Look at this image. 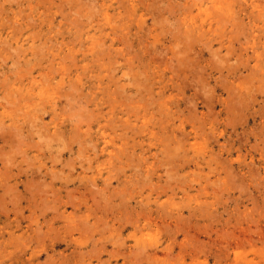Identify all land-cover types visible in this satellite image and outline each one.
<instances>
[{"label": "rangeland", "instance_id": "rangeland-1", "mask_svg": "<svg viewBox=\"0 0 264 264\" xmlns=\"http://www.w3.org/2000/svg\"><path fill=\"white\" fill-rule=\"evenodd\" d=\"M27 1L28 0H0V80L2 81L0 82L4 85L0 83V96H6L4 98L0 97V121H4V124H0V182H3L0 183V264H264V71L262 72V70H259V67L255 68V62L258 59L257 55L261 53L264 54V13L262 12V15L259 7L253 6L251 1L254 0H234L235 2L229 0L230 3L233 2L231 3L232 8H238V10L233 9V12H229L226 15H224V11H222L224 12L223 14L222 12L218 14L217 12H220V10L216 8L217 11H213L215 8L212 7L211 11H213V13L216 11L215 13L217 14L214 16V13L210 16H212L213 22L216 23L214 26L216 27V25H219V27H216L215 31L214 29L212 31H207L205 27L200 28L199 25L202 22L207 25L210 22L209 20H211L204 12L203 16H198L199 24L196 23L190 26L188 24L195 21L192 16H196L195 14L199 13L200 10H198V5L205 2L204 6H206L211 0H195L196 2L191 0L195 3H192L190 0H129L130 3H128V0ZM257 1H260L259 3L262 2L263 5L264 0ZM184 3H190V10L188 9L189 7L185 8V10L187 9L186 11L183 9ZM210 3L212 4V2ZM148 4L152 8H149ZM186 4L185 6L187 7L188 4ZM192 4L196 6L193 5V7ZM92 6L93 8H91ZM253 7L257 10L253 9ZM47 8L49 9L47 10ZM91 10H93L92 12L94 13H92ZM65 11H67L68 15L65 14ZM80 12H83L85 16L80 14ZM151 12L153 15H151ZM235 12H238V14H235ZM121 14L122 20L120 19ZM253 14L255 16H253ZM89 15L90 17L92 16V18H90L91 20L89 19ZM218 15L221 16H219V18H224V21L226 20V16V21L230 19L227 26L222 22V19H220L222 25L225 24L224 27H221V23L216 17ZM229 15H232L233 19L236 18L234 19V24L231 23L233 20L228 17ZM101 16L102 18H100ZM76 17L81 21L77 23L78 20ZM134 17L135 21H133ZM160 17L162 19H160ZM69 18L71 19L69 20ZM98 18L100 19L98 20ZM158 18L160 20H158ZM73 19H76L73 22L74 24L72 23ZM18 20L22 27L18 22L17 24H13V21L16 23ZM113 20L116 24L113 23ZM154 21H158L159 23L156 22L154 24ZM80 22L82 24H80ZM32 23L35 25H31ZM75 24L76 27H74ZM159 24L162 26V30L164 29L163 32L165 31V34L162 32L164 36L159 33V31H162ZM14 25H17V27ZM128 26L130 27L128 28ZM149 26H151L150 29ZM197 26L199 27L197 28ZM121 28L123 29L121 30ZM19 29L23 30L19 31ZM78 29L81 30L79 31ZM192 29L194 31H192ZM203 29H205L206 34H202L204 32ZM31 30L32 33H30ZM121 32H125L124 35L126 37L128 36L127 39H131V46H134V48L130 46L131 42L127 40L126 37H123L124 35ZM190 32H192L191 42L188 40L190 38L188 37ZM113 33H115V35ZM118 33L120 35H118ZM183 34L188 35L184 36ZM194 34L195 36L197 34V38ZM40 35L42 37H40ZM119 36L123 38L119 40ZM183 36L185 39L188 37V41L185 40L188 45L183 42ZM192 38H196V41L200 39V42L198 40L195 44L194 42L196 41ZM230 38L232 40H230ZM3 39L5 41L7 40V43H5ZM61 39L62 41H60ZM125 40H127L128 43ZM179 40L182 41L180 44L181 46H179ZM100 41L106 44V49L104 48V44H101ZM142 41L145 43H141ZM98 42L102 45L101 47H99L100 44ZM109 42H111V44ZM3 43H5V45ZM22 43H25V45H22ZM36 43H39L37 44L39 48L35 45ZM108 43L110 45H108ZM182 43H185V46H183ZM29 44L34 45V47ZM96 44L99 45L97 46ZM122 44L125 45L123 46ZM16 45H21V49L19 48L20 46L18 47L19 49L16 48ZM186 45L188 46L187 51ZM93 46L94 48L92 50L88 49ZM128 46L129 52L127 51ZM4 47H6L5 50L3 49ZM35 47H37V49ZM71 48L76 49L74 51L79 50L81 56L76 57L75 52H73ZM42 49L45 50L43 52L45 53L44 55ZM97 49L98 51H96ZM99 49L105 52H99ZM119 49H122L123 52L122 50L118 51ZM132 49H135L134 52L138 51L139 53L131 54L133 51ZM140 49H142V51ZM17 51L21 53L19 54ZM34 51H38L39 53L37 52L38 54L36 55ZM82 51L89 54V57L83 58L84 55H82ZM107 51L108 53L106 54ZM175 51L179 54L176 53V55H174ZM181 51H183L182 54L180 53ZM184 51L189 54H186ZM68 52H70V57L74 55L73 57L77 58L74 60L76 65L71 63L72 61L68 56ZM41 53L42 56L40 55ZM150 53H154L153 58ZM62 55H64V57L66 56L64 60L68 62L71 67V70L69 69L68 71L71 72L73 76V83L75 80L74 78H76L77 81L72 89V87H69L70 84H72L69 81L70 77H67L66 80L70 84L65 81L66 86L71 88V91L74 90L75 87H78L76 89L79 90V92L81 91L80 95L75 89V91H77L76 95H78L76 101L72 100L74 98L73 96H68L70 100L67 99L68 97L66 98L63 96L66 95L65 91L69 89L64 85L65 82L60 83L62 75L59 73L60 70H64V68L61 67L67 64L63 60ZM133 55L136 57L133 58ZM142 55H144L145 58ZM182 55H185L184 57L187 62L185 68L183 67L185 66V59ZM39 56L42 60L43 58L41 57L45 56L44 61L39 60ZM60 56L62 57L60 58ZM96 56H98V61ZM109 58H113L112 61ZM126 58L130 60L129 62L132 61L130 64H133L134 67L131 68L132 65H130L129 68H131V70L133 69V72L127 68L129 62L125 60ZM107 59H109V61L106 62ZM16 60H18V62ZM115 60L118 63L115 62ZM31 62L32 64H29ZM177 62L183 64L182 67L184 71ZM51 63V68H49ZM91 63L92 65H90ZM68 64L67 67H69ZM97 64L102 65V67H97ZM19 65L21 67H19ZM53 65L56 66V74L53 71L55 70L53 69ZM57 66L61 68L59 72L57 70L59 67L57 68ZM109 66L112 69V73H110L112 76L107 73L108 71L111 72ZM113 66H115V68ZM25 67L30 74L27 69H24ZM19 68L21 70H19ZM125 68L129 69L127 70L128 75ZM150 68L152 69L150 70ZM50 69L54 73H52ZM140 69H143L142 71L144 74ZM262 69L264 70V68ZM49 71L51 73L49 76L43 74V72H45L47 75ZM144 71L147 74H145ZM132 73L136 76L146 75L147 77L148 75V77L151 78L146 80V77L141 76L139 79L137 77V80H140L137 81L134 78L136 76H133ZM19 74L23 76V78L19 77ZM78 74H80L81 79L78 78ZM171 74L176 76V78L173 79L174 81H172L174 77H171ZM55 75L57 76L55 77ZM45 77L50 78H47V80ZM128 78L129 81H127ZM142 78L143 81H141ZM45 79L49 82L46 83ZM176 79L177 83L175 81ZM109 81L112 84L109 85ZM145 81L148 82L149 86ZM114 82L117 87L125 85L122 88L123 90L125 89L124 92L122 89L118 90L113 84ZM8 84L11 85L8 86ZM135 84L139 87H137V85L135 86ZM140 84L142 85L141 87ZM41 86H46L43 96L47 99L37 102L36 105L34 103L35 101L32 100L40 97L38 93ZM58 86L61 88H63V86L65 87L63 90H60V88H57ZM103 87L106 88V93L102 92L105 90ZM112 87H116L114 88L116 91L112 89ZM49 88H51V92H54L51 97L46 93V90ZM56 89L58 91H56ZM82 90L87 93L86 96H94L96 102H99L102 97L108 98V96H113L116 92L114 95L116 97L115 104L119 105V107L124 101L122 107L126 108L127 106L126 111H131L132 107L134 110L135 107L134 112H139V114L148 113L149 126L147 127L143 125V121L137 120L139 114L136 113L134 116L137 118L134 116L131 117L130 122H127V124L124 123L126 122L124 120L120 121L118 124L124 123L125 125H123V127L121 125V128L117 132L114 131V128H109V132H115V134L118 135L116 137L118 142L116 146L118 147L116 148L120 147L117 150L121 149L122 152H119L123 153L122 157H120L121 154L119 155L117 151H113L112 155L115 157L111 160L109 158L110 154L103 153L99 161H93V157L95 158L96 155L100 153L97 151L98 148L94 144L99 142V140L93 141L91 139L92 137L89 135L91 131L94 133L98 128L94 127L89 133H86V131H88L86 126L82 129L83 131L79 133V136L77 133V135L73 133V131H75L74 128L76 129L77 127L76 124L79 123V121L76 122V119L79 116L80 118L85 116H81V111L84 109L89 113V107L86 108L83 106V98L86 99V96H84L86 93L82 94ZM93 91H95L96 94H92ZM118 91L120 92L119 94H117ZM57 92L59 94L63 93L60 95L61 98H59ZM97 92L100 97L95 98ZM22 93L23 95L21 98L19 95ZM122 94L125 98L121 96ZM14 95L15 97L19 96V98L17 97L16 99ZM55 95L56 97L54 98L53 96ZM142 95L145 97H141ZM62 96L64 98H62ZM120 96L122 101L118 100ZM129 96L131 98H128ZM133 97L136 99L133 100ZM78 98L80 100H78ZM141 98L144 100H141ZM79 101H81L80 104ZM5 102L8 104H5ZM71 102H73L75 106H77L76 103L79 105L81 114H78L77 117L76 114L79 111L78 106V111L76 110L77 113L73 110L76 107L74 108L73 105H71L73 108L70 107L71 114L75 111L73 114L74 117L68 112L69 103ZM132 102L135 106H133ZM43 104L46 105V112L41 109ZM64 104L69 105L66 108L68 110H66L68 115L65 113ZM12 105L16 106L13 107ZM36 107L39 108V111ZM13 108H15V110H12ZM34 108L36 110H34ZM5 109H7V111ZM23 110L30 115H27V113L23 115ZM17 112L18 114H16ZM128 114L130 113L125 114L124 119L129 117ZM27 116H29V118H27ZM31 116H33L34 119ZM36 116L39 120L35 119ZM160 116L162 120H160ZM120 117L121 116H119V118ZM27 119L29 121L32 119L37 121L35 123L33 122V124ZM22 122L25 124H22ZM44 122L45 127L42 125ZM39 123L41 126H38ZM30 124L32 127L34 126V128H31ZM113 124L115 125V123ZM134 124H138L137 128L136 125L133 126ZM36 125L38 129H36ZM9 126L11 128H9ZM129 126L130 128L132 127V130H130ZM15 127H18V129ZM41 127L47 130L45 131V129ZM150 127L151 129H149ZM3 128H6V133L3 132ZM9 129L12 130L13 133L20 129L19 132H23V134L17 135L20 138L24 137L23 140L22 138L21 140L25 142V139L26 142L24 144L21 142V145L20 141L17 140L18 138H16V133L13 134V136L16 135L13 138L7 137L10 135L12 136V131ZM34 129L37 131H41L42 129L45 132L41 133V131L40 135H37ZM31 131L33 135H31ZM151 131L156 133V137H154V133L151 136ZM55 132H58V135ZM61 132L63 135L60 134ZM44 133H48L47 135L49 137L45 135V137H47L46 141L48 142H45ZM83 133H86V135ZM125 133H127L126 136H122V134ZM24 134H27V136H24ZM42 135L44 138L40 137ZM50 135L53 139H58L59 142L53 139L52 141ZM147 135H149V138ZM77 136L80 139H78ZM73 137L74 141H70V138ZM85 138L89 139L86 140ZM4 139L7 140L5 141ZM10 139L14 140L9 142ZM38 139L40 140L38 141ZM15 140L18 141L19 144H14ZM64 140L68 143H64ZM78 140L82 142L78 144ZM89 140L92 141L89 142ZM121 141L127 149L129 148L128 150L122 149L124 146L121 144ZM12 142L14 146L18 144V146L21 145V147L19 148L16 145L14 149ZM87 142L90 144L93 142L95 146L93 144L94 147L92 145L90 146ZM26 144L30 145L27 147ZM34 144L36 147H39L41 144L43 145L38 149L34 147ZM84 144L86 145L84 146ZM131 144H134L135 149L134 147L132 148ZM85 147L87 149H85ZM16 148L19 149V151L22 150L19 152ZM57 148L59 149L57 150ZM80 149L83 150L79 153ZM1 150H3V152H1ZM126 150L128 154L130 153L129 155L127 153L124 155ZM12 151L15 152V155L14 152L11 153ZM22 151H24L27 156H25V153ZM134 151H136V154ZM4 152L6 155L3 154ZM17 152L19 153L17 154ZM131 152L133 154H131ZM127 155H131V160H129V157H126ZM118 156L121 160L116 158ZM49 157H51V159H49ZM65 159L67 162H64ZM105 159L108 163L106 164L105 162V164H102L103 166H99ZM10 160L13 161L11 162ZM8 161H10V163ZM83 166L86 167V169H84ZM113 166L116 169H113V171H117L118 174L120 172L119 176L116 175L117 172L113 173L112 170H110ZM104 167L108 169L106 168L105 171ZM124 167H126V170H124ZM22 168L26 170L22 172ZM100 168L105 171L104 175L97 173ZM144 168L145 170H143ZM35 169H38V172ZM34 170L37 172L36 174ZM47 170L49 173H47ZM44 172H46V174H43ZM52 172L53 174L55 172V175H53ZM151 172L152 174H150ZM110 173L114 174L112 179L108 178L110 183H112L111 185L108 183L109 180L106 177V175L108 176ZM51 176L53 177L52 179ZM93 178H98V181H94ZM34 179H38L40 185ZM126 180L128 181V186H131V188L124 186L127 184ZM130 180L133 182L132 184H130ZM41 182H43V184ZM45 182L46 184H44ZM121 182H123V188H121ZM134 182L137 183L135 184ZM63 183H67L68 185L63 186ZM30 184L31 186L33 185L31 188L29 187ZM105 184L107 186L106 188ZM7 185L8 187H6ZM36 186L42 187V190L40 188L36 189ZM28 187L30 190H28ZM102 187H104L105 190L101 189ZM133 187H135V190ZM7 188L10 189H8L6 193L5 189L7 190ZM13 188H17L16 191L13 190ZM43 188L45 190H43ZM84 188L86 190H84ZM120 188L121 193L126 197L119 193L118 195L116 194L120 192ZM36 190L38 192H35ZM80 191H82L81 193L84 191V193L81 194ZM140 191L143 192L141 193ZM39 192L41 193L39 194ZM104 192H106V194ZM110 193L111 195H109ZM114 193L116 197H112ZM15 194H17L16 197ZM19 196L21 199H18ZM102 196L106 201L110 198V204H108L107 201V205ZM13 198H15V200ZM119 198H121V200L123 198L124 202L127 199L128 203H121L123 201ZM10 200L18 202H14L16 205L14 204L13 206V202ZM20 200H23V203ZM29 201H31V204L36 203L34 206L37 207V211H33L35 208L28 205ZM118 201L119 205L122 204L121 206L118 205ZM86 203H90L94 208L92 209L91 207V210H86L87 206H90V204L87 205ZM98 203L100 205H98ZM125 204L128 206L126 207ZM23 205H25L24 208H22ZM112 206L114 207L112 208ZM123 206H125L127 210ZM80 207H84L83 209L86 210H82L85 215H82L84 214L82 211L77 210ZM20 208L21 210H19ZM47 208H49V210ZM103 209H108L105 211H109L110 213L104 212ZM112 209H114L115 212ZM39 212H42L43 215ZM73 213L80 215L77 216ZM66 214L67 217L65 216ZM87 214L91 216L88 215L87 217ZM101 215L105 218L104 220L103 218L100 220ZM96 216L97 218L95 219L94 217ZM133 217L136 218L137 221L141 219V221H139L140 223ZM31 218L33 219L31 220ZM51 218L55 221L52 220V222ZM67 218L69 220H67ZM47 219L50 223H48ZM113 219H116L115 222ZM121 219L123 220L122 222ZM40 220L41 222H39ZM66 220L69 222L75 221V224H67ZM91 220H98L99 227L102 224L103 226L108 224L107 228L106 226L105 228L103 226V228L100 227L105 230H102V233L100 232V228L97 229L98 223L96 225V223ZM126 220H131V222H126ZM29 221H31V223ZM81 223L84 224L81 225ZM92 223H94L93 227H95L94 230L96 231L90 228L92 227ZM51 224H54V226L51 227ZM69 225L71 227H69ZM80 225L81 227H79ZM139 225H146V229L144 228L143 232L142 230H137ZM39 226H42V229ZM46 226L50 229L48 227L46 228ZM75 228L77 230H75ZM86 228L89 230L87 231ZM81 232L85 233V237ZM101 233L106 235H102L100 238ZM141 234H144V237ZM18 235L21 238H19ZM139 235L141 239L138 238L140 237ZM150 235L153 236V238H151L152 240L154 239L153 242L148 237ZM108 237L111 238H109L110 241Z\"/></svg>", "mask_w": 264, "mask_h": 264}, {"label": "bare ground", "instance_id": "bare-ground-1", "mask_svg": "<svg viewBox=\"0 0 264 264\" xmlns=\"http://www.w3.org/2000/svg\"><path fill=\"white\" fill-rule=\"evenodd\" d=\"M28 1H31V0H28ZM28 1H27V2H28ZM46 1H47V0H46ZM49 1H50V0H49ZM141 1H142V0H141ZM144 1H145V0H144ZM186 1H187V0H186ZM190 1H191V0H190ZM194 1H195V0H194ZM207 1H208V0H207ZM232 1L235 2L234 0H232ZM239 1H240V0H239ZM256 1H257V0L251 1L252 4H253V6L255 5V7H257V8L259 7L260 12H261V13H262V12L264 13V6H263V5H264V1H263V5H262V2L259 3L260 1H259V2H258V1L256 2ZM191 2H192V3H195L196 1H195V2L191 1ZM201 2H202V1H201ZM210 2H212V4H211ZM210 2H209L208 5H206V6H204V5H205V2H203L202 4H199V5H198V8H199L198 10H200L199 13L196 12L197 14L194 13L196 16H192V18L195 20V21H194L195 23L192 21L191 23H188L189 26H190V25H193V24H196V23L199 24V23H198V16H199V17H200V16H203L204 13H205V14H206L211 20H209L210 22H209V24H207V25H205V23L202 22V23L199 25L200 28L205 27V28H207V31H209V30L212 31L213 29H214V31H215L216 27H219V25H216V27L214 26L216 23L213 22V20H212V16H210V15L214 14V13L217 11V9L220 10V12H217L218 14L221 13L222 11H224V12H225L224 15L228 14L229 12H233V11H232L233 9H237V10H238V8H232V4H231V3H233V2L230 3L229 0H211ZM2 3H4V2H2ZM29 3H30V2H29ZM32 3H33V2H32ZM128 3H130L129 0H128ZM140 3H141V2H140ZM142 3H143V2H142ZM150 3H151V2H150ZM150 3H149V4H150ZM238 3H240V2H238ZM242 3H243V2H242ZM242 3H241V4H242ZM149 4H148V7H149V8H152V7L150 6L151 4H150V5H149ZM185 4H186V3H184V5L182 4V5L184 6V8H183V7H182V8L185 10V8H188V7H189L188 9L190 10V3H187V4H188L187 7L185 6ZM187 4H186V5H187ZM209 4H210V5H209ZM235 4H236V3H235ZM235 4H234V5H235ZM28 5H29V4H28ZM43 5H44V4H43ZM193 5H195V4H192V6H193ZM44 6H47V5H44ZM48 6H49V5H48ZM50 6H52V5H50ZM145 6H146V5H145ZM180 6H181V4H180ZM195 6H196V5H195ZM241 6H242V5H241ZM52 7H53V6H52ZM52 7H51V8H52ZM61 7H63V6H61ZM95 7H96V6H95ZM126 7H127V6H126ZM193 7H194V6H193ZM212 7L215 8V9H213V11L216 10L214 13H213V11H211ZM239 7H240V6H239ZM51 8H50V10H51ZM91 8H93V6H92ZM122 8H123V7H122ZM131 8H132V7H131ZM216 8H217V9H216ZM241 8H242V7H241ZM48 9H49V8H47V10H48ZM97 9H98V8H97ZM97 9H96V10H97ZM183 9H182V10H183ZM191 9H194V8H191ZM225 9H226L227 11H226ZM253 9L257 10V9L254 8V7H253ZM34 10H35V9H34ZM50 10H49V11H50ZM186 10H187V9H186ZM186 10H185V11H186ZM242 10H243V9H242ZM259 10H258V11H259ZM51 11H52V10H51ZM70 11H72V10H70ZM92 11H93V10H91V12H92ZM123 11H124V10H123ZM123 11H122V12H123ZM126 11H127V10H126ZM126 11H125V12H126ZM152 11H153V9H152ZM240 11H241V10H240ZM240 11H238V12H240ZM44 12H45V11H44ZM65 12H66L65 14H67V11H65ZM125 12H124V13H125ZM203 12H204V13H203ZM224 12H222V14H223ZM238 12H237V13L235 12V14H238ZM256 12H257V11H256ZM16 13H17V12H16ZM92 13H94V12H92ZM129 13H130V12H129ZM151 13H152V12H151ZM217 13H215L214 16H215ZM261 13H260V14H261ZM263 13H262V15H263ZM80 14H83V12H82V13L80 12ZM95 14H96V12H95ZM111 14H113V13H111ZM130 14H133V13H130ZM154 14H155V13H154ZM222 14H220V15H222ZM44 15H45V14H44ZM63 15H64V14H63ZM67 15H68V14H67ZM67 15H66V16H67ZM91 15H92V14H91ZM124 15H126V14H124ZM127 15H129V14H127ZM134 15H135V12H134ZM143 15H144V14H143ZM151 15H153V13H152ZM220 15L216 16V17L219 19V22L221 21L220 19H222V22L225 23L226 26H227V24H228V22L230 21V19L228 18L229 21H226V20H227V16H226V17H225V19H226L225 21H226V22H225V21H224V18H219ZM256 15H257V14H256ZM64 16H65V15H64ZM83 16H85V15L83 14ZM92 16H93V15H92ZM92 16L90 17V15H89V19L92 18ZM129 16H130V15H129ZM136 16H137V15H136ZM156 16H157V15H156ZM222 16H223V15H222ZM241 16H242V15H241ZM241 16H240V17H241ZM253 16H255V15L253 14ZM257 16H258V15H257ZM93 17H94V16H93ZM121 17H122V14H121V16H120V19L122 20ZM130 17H131V16H130ZM220 17H221V16H220ZM228 17L232 18L233 21H234V19H236V18L233 19V16H232V15H229ZM258 17H259V16H258ZM64 18H66V17H64ZM76 18H77V20H78V17H76ZM80 18H82V17H80ZM100 18H102V16H101ZM100 18H98V20H99ZM111 18H112V17H111ZM152 18H153V16H152ZM255 18H256V17H255ZM70 19H71V18H69V20H70ZM89 19H88V20H89ZM93 19H94V18H93ZM120 19H119V20H120ZM127 19H128V18H127ZM131 19H132V18H131ZM160 19H162V18L160 17ZM160 19L158 18V20H160ZM214 19H215V18H214ZM218 19H217V20H218ZM64 20H65V19H64ZM74 20H76V19H73V21L71 20L72 23L74 22ZM90 20H91V19H90ZM114 20H115V19H114ZM114 20H113V21H114ZM128 20H130V19H128ZM151 20H152V19H151ZM185 20H186V19H185ZM11 21H12V20H11ZM66 21H68V20H66ZM79 21H81V20H78L77 23H78ZM82 21H84V20H82ZM133 21H135V17H134ZM133 21H132V22H133ZM180 21H181V20H180ZM233 21L231 22L232 24L235 23V21H234V22H233ZM256 21H257V20H256ZM262 21H263V20H262ZM17 22H18L19 25L21 26L19 20L16 21V23L13 21V24H17ZM69 22H70V21H69ZM94 22H95V21H94ZM94 22H93V23H94ZM98 22H99V21H98ZM126 22H127V21H126ZM156 22H158V21H156ZM156 22L154 21V24H155ZM30 23H31V22H30ZM72 23H71V24H72ZM77 23H76V24H77ZM95 23H96V22H95ZM113 23H115V21H114ZM152 23H153V22H152ZM158 23H159V22H158ZM158 23H157V24H158ZM217 23H218V22H217ZM220 23H221V22H220ZM73 24H74V23H73ZM73 24H72V25H73ZM76 24H75L74 27H76ZM80 24H82V23L80 22ZM108 24H109V23H108ZM115 24H116V23H115ZM117 24H118V23H117ZM119 24H120V23H119ZM182 24H183V22H182ZM188 24H187V25H188ZM225 24H224V25H225ZM259 24H260V23H259ZM263 24H264V23H263ZM31 25L34 26L35 24L32 23ZM77 25H79V24H77ZM224 25H222V23H221V27H222V26L224 27ZM14 26L17 27V25H14ZM106 26H107V25H106ZM106 26H105V27H106ZM159 26H160V24H159ZM199 26H197V28H198ZM206 26H208V27H206ZM226 26H225V27H226ZM12 27H13V26H12ZM18 27H19V26H18ZM21 27H22V26H21ZM64 27H65V26H64ZM79 27H80V26H79ZM79 27H78V28H79ZM83 27H84V26H83ZM97 27H98V26H97ZM125 27H126V25H125ZM129 27H130V26H128V28H129ZM150 27H151V26H149V29H150ZM160 27H161L160 29L162 30V26H160ZM182 27H183V26H182ZM185 27H186V26H185ZM193 27H195V26H193ZM193 27H192V28H193ZM81 28H82V27H81ZM128 28H127V29H128ZM200 28H199V30H200ZM230 28H231V27H230ZM230 28H229V29H230ZM25 29H26V28H25ZM25 29H24V30H25ZM122 29H123V28H121V30H122ZM186 29H187V28H186ZM188 29H189V28H188ZM194 29H195V28H194ZM218 29H221V28H218ZM229 29H228V30H229ZM260 29H261V27H260ZM20 30H23V29H19V31H20ZM78 30L80 31L81 29H78ZM100 30H101V29H100ZM119 30H120V29H119ZM119 30H118V31H119ZM130 30H131V29H130ZM163 30H164V29H163ZM163 30H162V31H159V33H161V34L164 36L165 31L163 32ZM203 30H204L203 33H202V31H201L202 34H204V33L206 32L205 29H203ZM225 30H226V29H225ZM13 31H14V30H13ZM33 31H34V30H33ZM74 31H75V29H74ZM94 31H95V30H94ZM118 31H117V32H118ZM123 31H124V30H123ZM184 31H185V30H184ZM189 31H190V30H189ZM192 31H194V30L192 29ZM211 31H210V32H211ZM230 31H231V29H230ZM67 32H68V31H67ZM76 32H77V31H76ZM102 32H103V31H102ZM112 32H114V31H112ZM117 32H115V33H117ZM149 32H150V31H149ZM155 32H156V31H155ZM155 32H154V33H155ZM162 32H163L164 34H163ZM231 32H232V31H231ZM30 33H32V30H31ZM34 33H35V31H34ZM38 33H39V31H38ZM49 33H50V32H49ZM68 33H70V32H68ZM96 33H97V32H96ZM115 33H113V34L115 35ZM121 33L124 35L125 32H124V33L121 32ZM183 33H184V32H183ZM196 33H197V32H196ZM199 33H200V32H199ZM229 33H230V32H229ZM9 34H10V33H9ZM15 34H16V33H15ZM39 34H40V33H39ZM102 34H103V33H102ZM122 34H121V35H122ZM148 34H150V33H148ZM161 34H160V35H161ZM184 34H185V33H184ZM184 34H183V35H184ZM205 34H206V33H205ZM33 35H34V34H33ZM37 35H38V34H37ZM41 35H42V34H41ZM41 35H40V37H42ZM77 35H78V34H77ZM79 35H80V34H79ZM118 35H120V34L118 33ZM155 35H156V34H155ZM187 35H188V34H187ZM187 35H184V36H187ZM229 35H230V34H229ZM231 35H232V34H231ZM30 36H31V35H30ZM34 36H35V35H34ZM85 36H86V35H85ZM87 36H88V35H87ZM100 36H101V34H100ZM100 36H99V37H100ZM116 36H117V35H116ZM184 36H183V37H184ZM194 36H195V34H194ZM196 36H197V34H196ZM196 36H195V37H196ZM201 36H202V35H201ZM201 36H200V38L202 39ZM32 37H33V36H32ZM38 37H39V36H38ZM79 37H80V36H79ZM123 37H126V36L124 35ZM123 37H120V36H119V40H121ZM127 37H128V36H127ZM127 37H126V39H127ZM188 37H190V38L188 39ZM188 37H187V39L191 42L192 32H190V35H188ZM203 37H204V36H203ZM11 38H12V37H11ZM28 38H29V36H28ZM35 38H36V36H35ZM48 38H49V37H48ZM63 38H64V37H63ZM77 38H78V37H77ZM110 38H112V37H110ZM196 38H197V37H196ZM196 38H192V39H193L194 41H196V40H195ZM104 39H105V37H104ZM112 39H113V38H112ZM187 39H185V37H184V41H183V39H182V41L185 42V40H187ZM3 40H4V39H3ZM26 40H27V39H26ZM32 40H33V39H32ZM32 40H31V42H32ZM75 40H76V36H75ZM86 40H87V39H86ZM127 40H129V38H128ZM127 40H125V41L128 43ZM188 40H187V41H188ZM198 40H199V42H200V39H197L196 42H194V41H193V42L196 44V43L198 42ZM230 40H232V39L230 38ZM230 40H229V41H230ZM6 41H7V40H6ZM6 41L4 40L5 43H7ZM34 41H35V40H34ZM60 41H62V39H61ZM102 41H103V39H102ZM102 41H100L101 44H104V42L102 43ZM104 41H105V40H104ZM112 41H114V40H112ZM129 41L131 42V43H130V46H131V44H132L131 39H130ZM143 41H144V40H143ZM143 41H142L141 43H145V42H143ZM182 41L179 40V42H180V43H179V46H181L180 44H181ZM2 42H3V41H2ZM8 42H9V41H8ZM39 42H40V41H39ZM49 42H50V41H49ZM73 42H74V41H73ZM73 42H72V43H73ZM83 42H84V40H83ZM123 42H124V41H123ZM149 42H151V41H149ZM5 43H3V44L5 45ZM43 43H44V41H43ZM60 43H61V42H60ZM74 43H75V42H74ZM98 43H99V42H98ZM109 43L111 44V42H109ZM109 43H108V45H110ZM152 43H153V42H152ZM185 43H187V42H185ZM185 43H184V44H185ZM37 44H39V43H36L35 45L37 46ZM46 44H47V42H46ZM64 44H65V43H64ZM75 44H76V43H75ZM75 44H74V45H75ZM99 44H100V43H99ZM99 44H98V45H99ZM101 44L99 45V47L102 46ZM125 44H126V43H125ZM125 44H124V45H125ZM182 44H183V43H182ZM184 44H183V46H185ZM22 45H25V43H22ZM29 45H30V44H29ZM50 45H51V44H50ZM54 45H55V44H54ZM96 45H97V44H96ZM98 45H97V46H98ZM105 45H106V44H104V48L106 49ZM108 45H107V46H108ZM117 45H118V44H117ZM122 45H123V44H122ZM124 45H123V46H124ZM143 45H146V44H143ZM187 45H188V43H187ZM187 45H186V47H187L186 51L188 50V46H187ZM192 45H193V44H192ZM10 46H12V45H10ZM19 46H20V47H19ZM30 46L34 47V45H30ZM38 46H39V45H38ZM38 46H37V47H38ZM97 46H96V47H97ZM118 46H119V45H118ZM148 46H149V44H148ZM18 47L21 49V45H16V48H18ZM24 47H25V46H24ZM27 47H28V45H27ZM37 47H35V48L37 49ZM48 47H51V46H48ZM79 47H80V46H79ZM119 47H120V46H119ZM119 47H118V48H119ZM131 47H132V46H131ZM131 47H130V48H131ZM176 47H177V46H176ZM192 47H193V46H192ZM192 47H191V48H192ZM228 47H229V46H228ZM5 48H6V47H4L3 49L5 50ZM14 48H15V47H14ZM19 48H18V49H19ZM38 48H39V47H38ZM44 48H45V47H44ZM81 48H82V47H81ZM93 48H94V46H93L92 48H88V49L92 50ZM97 48H98V47H97ZM102 48H103V47H102ZM108 48H109V46H108ZM127 48H128L127 51L129 52V46H128ZM132 48H134V46H133ZM148 48H150V47H148ZM182 48H183V47H182ZM51 49H52V48H51ZM100 49H101V48H100ZM100 49H99V52L101 51ZM136 49H137V48H136ZM189 49H190V48H189ZM14 50H15V49H14ZM49 50H50V49H49ZM52 50H53V49H52ZM71 50H72L73 52H75L76 57L81 56V53L79 52V50L74 51V50H76V49H72V48H71ZM102 50H104V49H102ZM120 50H122V49H119L118 51H120ZM124 50H126V49H124ZM132 50H133V49H132ZM134 50H135V49H134ZM134 50H133L132 52L130 51L131 54H132V53H133V54H134V53H136V54L139 53V52L137 51V50H139V49L136 50L137 52H134ZM140 50L142 51V49H140ZM229 50H230V47H229ZM15 51H16V50H15ZM19 51H20V50H19ZM44 51H45V50L42 49V53H43ZM96 51H98V49H97ZM150 51H151V50H150ZM153 51H154V50H153ZM186 51H184V52H186ZM17 52H18V51H17ZM25 52H26V51H25ZM34 52H36V51H34ZM37 52H38V51H37ZM37 52L35 53L36 55L39 53V52H38V53H37ZM64 52H65V51H64ZM82 52H83V51H82ZM101 52H105V51H101ZM122 52H123V50H122ZM143 52H144V51H143ZM148 52H149V51H148ZM151 52H152V51H151ZM18 53H19V52H18ZM20 53H21V52H20ZM20 53H19V54H20ZM42 53L40 54L41 56H42ZM50 53H52V52H50ZM68 53H69L68 56L70 57V52H68ZM107 53H108V51L106 52V54H107ZM110 53H111V52H110ZM110 53H109V54H110ZM176 53H178V52L175 51L174 55H176ZM180 53L182 54L183 51H181ZM187 53H188V52H186V54H187ZM16 54H17V53H16ZM19 54H18V55H19ZM44 54H45V53H43V55H44ZM52 54H53V53H52ZM63 54H64V53H63ZM106 54H105V55H106ZM124 54H125V53H124ZM178 54H179V53H178ZM188 54H189V53H188ZM1 55H2V54H1ZM64 55H66V54H64ZM64 55H62L63 57L60 56V58L62 57L63 60H64V58L67 56V55H66V56L64 57ZM71 55H72V54H71ZM82 55H84L83 58H87V57H89V54L84 53V52H83ZM140 55H141V53H140ZM150 55H152V58H153L154 53H153V54L150 53ZM34 56H35V55H34ZM73 56H74V55L71 56L72 58L70 57V59H71V61H72L71 63L76 65V63H75L74 60H76L77 58H76V57H73ZM100 56H103V55H100ZM100 56H99V57H100ZM127 56H128V55H127ZM133 56H134V55H133ZM137 56H138V55H137ZM142 56L144 57V55H142ZM182 56H183V55H182ZM184 56H185V55H184ZM184 56H183V57H184ZM188 56H189V55H188ZM258 56H259V57H258ZM1 57H2V56H1ZM18 57H20V56H18ZM22 57H23V56H22ZM44 57H45V56L41 57V58H43V60L40 59V56H39L38 58H39V60L44 61ZM69 57H68V58H69ZM96 57H97V61H98V56H96ZM104 57H105V56H104ZM108 57H109V55H108ZM110 57H111V56H110ZM135 57H136V56H134L133 58H135ZM29 58H30V57H29ZM33 58H34V57H33ZM35 58H36V57H35ZM73 58H74V59H73ZM75 58H76V59H75ZM133 58H132V59H133ZM137 58H138V57H137ZM140 58H141V57H140ZM144 58H145V57H144ZM144 58H143V59H144ZM150 58H151V56H150ZM181 58H182V57H181ZM257 58H258V59H257L256 62H255V68H256V67H259L260 69H259V68H257V69L262 70V72H263L264 70H263L262 68H264V54L261 53V54L257 55ZM24 59H25V58H24ZM36 59H37V58H36ZM70 59H69V60H70ZM109 59H110V58H109ZM109 59H107L106 62L109 61ZM112 59H113V58H112ZM112 59H110V60L112 61ZM138 59H139V58H138ZM175 59H176V58H175ZM177 59H179V58H177ZM184 59H185V62H186V58H185V57H184ZM184 59H181V60H184ZM1 60H2V58H1ZM37 60H38V59H37ZM61 60H62V59H61ZM125 60H127V62L130 61V60H128L127 58H126ZM155 60H156V59H155ZM171 60H172V58H171ZM173 60H174V58H173ZM3 61H4V59H3ZM16 61L18 62V60H16ZM42 61H41V62H42ZM64 61H65V60H64ZM94 61H95V60H94ZM99 61H100V60H99ZM138 61H139V60H138ZM176 61H178V60H176ZM4 62H5V61H4ZM24 62H26V61H24ZM28 62H30V61H28ZM32 62H33V61H32ZM32 62L29 63V64H32ZM115 62H117V61L115 60ZM131 62H132V61H131ZM131 62L128 63L129 65H127V66H128L127 68H129L130 65H132L131 68L134 67L133 64H130ZM185 62H184V65H185V66H183L184 68L187 66V62H186V64H185ZM65 63L68 64V62H66V61H65ZM88 63H89V61H88ZM92 63H93V62H92ZM92 63H91L90 65H92ZM95 63H96V62H95ZM111 63H112V62H111ZM117 63H118V62H117ZM142 63H145V62H142ZM171 63H172V62H171ZM173 63H174V62H173ZM17 64H18V63H17ZM20 64H21V62H20ZM67 64H65L66 66L64 65L63 67H61V68H64L63 71L60 70L61 68H60L59 66H57V68L59 67V69H57L58 72H59V70H60V73H59V74L62 75V78L60 79V83H63V82H65V81H67L66 78H67V77H70L69 81H70L73 85L70 84L68 81H67V82H68V84H70L69 87H72V89H73V88H74L73 86L76 85L75 83H77V81H76V78H74L75 80H74V83H73V81H72V80H73V76H72L71 72L68 71L69 69L71 70V67L69 66V64H68L69 67H67ZM100 64H101V63H100ZM145 64H147V63H145ZM167 64H168V61H167ZM174 64H175V63H174ZM177 64H178L179 66H181V67H182V65H183L181 62H180V63L177 62ZM177 64H176V66L178 67ZM180 64H181V65H180ZM27 65H28V64H27ZM51 65H52V63L49 65V66H50L49 68H51ZM86 65H87V64H86ZM97 65H98V64H97ZM156 65H157V64H156ZM159 65H160V64H159ZM159 65H158V67H159ZM168 65H169V64H168ZM1 66H2V65H1ZM36 66H37V65H36ZM43 66H44V64H43ZM43 66H42V67H43ZM53 66H54V65H53ZM53 66H52V67H53ZM79 66H80V65H79ZM93 66H94V65H93ZM99 66L102 67V65H98L97 67H99ZM124 66H125V65H124ZM136 66H137V65H136ZM143 66H144V65H143ZM146 66H147V65H146ZM166 66H167V65H166ZM19 67H21V66L19 65ZM26 67H27V66H26ZM26 67H25L24 69L29 68V67H27V68H26ZM34 67H35V65H34ZM47 67H48V66H47ZM55 67H56V66H54L53 69H55ZM72 67H73V66H72ZM109 67H110V66H109ZM109 67H108V68H109ZM113 67L115 68V66H113ZM148 67H149V66H148ZM183 67H182V69H183ZM253 67H254V66H253ZM43 68H44V67H43ZM85 68H86V67H85ZM89 68H90V66H89ZM108 68H107V69H108ZM127 68H125V69H126V73L128 72L127 70H129V69H130V71L133 70V69L131 70V68H129V69H127ZM138 68H139V66H138ZM161 68H162V67H161ZM168 68H169V67H168ZM16 69H17V68H16ZM103 69H104V68H103ZM110 69H111V67H110ZM116 69H118V68H116ZM151 69H152V68H150V70H151ZM158 69H159V68H158ZM170 69H171V68H170ZM19 70H21V69L19 68ZM29 70H31V69H29ZM50 70H51V69H50ZM86 70H87V69H86ZM91 70H92V68H91ZM114 70H115V69H114ZM137 70H138V69H137ZM140 70H141V72L143 73V71H142L143 69H140ZM150 70H149V71H150ZM176 70H178V69H176ZM16 71H18V70H16ZM16 71H15V72H16ZM27 71H28V69H27ZM41 71H42V70H41ZM43 71H44V70H43ZM51 71H52V70H51ZM53 71L55 72V74L57 73L56 69L53 70ZM53 71H52V73H54ZM84 71H85V70H84ZM84 71H82V72H84ZM98 71H99V70H98ZM133 71H134V70H133ZM133 71H132V72H133ZM183 71H184V69H183ZM183 71H182V72H183ZM255 71H256V70H255ZM24 72H25V71H24ZM45 72H46V71H45ZM45 72H43V74H44L45 76H49V75L51 74L50 71H49V74H47V75H46ZM122 72H123V70H122ZM136 72H137V71H136ZM136 72H134V73H136ZM144 72H145V71H144ZM153 72H154V71H153ZM172 72H173V71H172ZM178 72H179V71H178ZM260 72H261V71H260ZM20 73H21V71H20ZM25 73H27V72H25ZM28 73H29V71H28ZM28 73H27V74H28ZM38 73H39V72H38ZM107 73H108L109 75H111L110 73H112V69H111V72L108 71ZM126 73H124V74H126ZM263 73H264V72H263ZM29 74H30V73H29ZM31 74H32V73H31ZM35 74H36V73H35ZM41 74H42V73H41ZM82 74H83V73H82ZM132 74H133V73H132ZM143 74H144V73H143ZM145 74H147V73L145 72ZM14 75H15V74H14ZM22 75H23V74H22ZM25 75H26V74H25ZM44 75H43V76H44ZM85 75H86V73H85ZM94 75H95V74H94ZM109 75H108V76H109ZM127 75H128V73H127ZM134 75H135V74H133V76H134ZM137 75H138V74H137ZM171 75H172L171 77H174V78H172V81H174L173 79H175L176 76H174L173 74H171ZM182 75H183V73H182ZM263 75H264V74H263ZM263 75H262V76H263ZM4 76H5V74H4ZM56 76H57V75H55V77H56ZM95 76H96V75H95ZM97 76H98V75H97ZM111 76H112V75H111ZM135 76H136V75H135ZM141 76H142V75H141ZM141 76L138 75V76H136V77H134V78H135V80H137V77H138V79H139V77H141ZM143 76H144V75H143ZM143 76H142V77H143ZM19 77H22V78H23V76H20V74H19ZM85 77H86V76H85ZM87 77H88V76H87ZM127 77H128V76H127ZM144 77H146V75H145ZM14 78H15V77H14ZM45 78H46V77H45ZM47 78L49 79L50 77H47ZM47 78H46V79H47ZM78 78L81 79L80 74H78ZM91 78H92V77H91ZM97 78H99V77H97ZM107 78H108V77H107ZM118 78H119V77H118ZM146 78H147L146 80H148V79L151 78V77H148V75H147ZM16 79H17V78H16ZM43 79H44V78H43ZM46 79H45V82L48 83L49 81L47 82L48 79H47V80H46ZM144 79H145V78H144ZM135 80H134V81H135ZM0 81H1V80H0ZM14 81H15V80H14ZM43 81H44V80H43ZM125 81H126V80H125ZM127 81H129V78H128ZM131 81H132V80H131ZM137 81H140V80H137ZM137 81H136V82H137ZM141 81H143V78H142ZM159 81H160V80H159ZM162 81H163V80H162ZM172 81H171V82H172ZM175 81H176V83H177V79H176ZM1 82H2V81H1ZM1 82H0V83H1ZM98 82H99V80H98ZM102 82H103V81H102ZM109 82H110V81H109ZM136 82H134V83H136ZM145 82H147V81H145ZM157 82H158V81H157ZM46 83H45V84H46ZM119 83H120V82H119ZM1 84H2V83H1ZM105 84H106V83H105ZM110 84H112V83L110 82L109 85H110ZM113 84L115 85V82H114ZM131 84H132V82H131ZM137 84H138V83H137ZM137 84H135V86H136ZM147 84H148V82H147ZM173 84H174V82H173ZM178 84H179V83H178ZM2 85H3V84H2ZM10 85H11V84H10ZM10 85L8 84V86H10ZM59 85H60V84H59ZM64 85L66 86V82H65ZM71 85H72V86H71ZM120 85H121V84H120ZM145 85H146V84H145ZM151 85H152V84H151ZM179 85H180V84H179ZM3 86H4V85H3ZM28 86H29V85H28ZM65 86H63V88H64ZM92 86H93V85H92ZM115 86L117 87V85H115ZM124 86H125V85H123L122 87H119V86H118L117 88H118V90H119V89L121 90ZM141 86H142V85L140 84V87H141ZM148 86H149V84H148ZM174 86H175V85H174ZM66 87H67L69 90L71 89V88H69L68 86H66ZM82 87H84V86H82ZM108 87H109V86H108ZM116 87H112V89H114V88H116ZM137 87H139V86L137 85ZM32 88H33V87H32ZM45 88H46V86H41V88L39 89V93H38V94L40 95V97L37 98V99L35 98V100H32V101H35L34 103H35L36 105H37V102L47 99L46 97L43 96V95H44L43 93H45V90H44ZM57 88H60V90H61V89L63 90V88H61L60 86H58ZM76 88H78V87H75V89H76ZM80 88H81V87H80ZM80 88H79V89H80ZM90 88H91V87H90ZM145 88H146V86H145ZM20 89H21V87H20ZM68 89H66V90H68ZM75 89L72 90V91H71V90H70V91H69V90H68V91H65L67 96H66V95H63V96L66 97V98H67L68 96H70V97L73 96L75 99H74V98H73V99L71 98V99L76 101V98H77V96H78V95H76V92L78 91V93L80 94L81 91L79 92V90H77V89H76L77 91H75ZM103 89H105V90L102 91V92H103V93H106V92H107V91H106V88L103 87ZM138 89H139V88H138ZM34 90H35V89H34ZM60 90H59V91H60ZM64 90H65V89H64ZM91 90H92V88H91ZM95 90H96V89H95ZM114 90H115V89H114ZM114 90H113V91H114ZM122 90H123V89H122ZM124 90H125V89H124ZM124 90H123V92H124ZM37 91H38V90H37ZM56 91H58V90L56 89ZM82 91H83V90H82ZM113 91H111V92H113ZM115 91H116V90H115ZM130 91H131V90H130ZM4 92H5V91H4ZM6 92H8V91H6ZM9 92H10V91H9ZM12 92H14V91H12ZM65 92H64V93H65ZM98 92H99V91H98ZM98 92H97V95H95V98H96V97H100ZM125 92H126V91H125ZM139 92H140V90H139ZM10 93H11V92H10ZM10 93H8V94H10ZM19 93H20V92H19ZM46 93L49 94V97H51L52 94H53L54 92H51V88H49L48 90H46ZM57 93H58V92H57ZM84 93H86V92L83 91L82 94H84ZM90 93H91V91H90ZM90 93H89V94H90ZM113 93H114V92H113ZM113 93H112V95H113ZM115 93H116V92H115ZM115 93H114V95H115ZM119 93H120V92L118 91L117 94H119ZM121 93H122V92H121ZM143 93H144V92H143ZM146 93H147V92H146ZM4 94H5V93H4ZM13 94H14V93H13ZM13 94H12V95H13ZM34 94H35V92H34ZM62 94H63V93H62ZM62 94H61V93H60V94L58 93L59 98H61L60 95H62ZM92 94H96L95 91H93ZM100 94H101V93H100ZM123 94H125V93H123ZM123 94H122L121 96H124ZM134 94H135V93H134ZM22 95H23V93H22L21 95H19V96L22 98ZM80 95H81V94H80ZM86 95H87V93H86L84 96H86ZM107 95H108V93H107ZM114 95H113V96H114ZM2 96H3V95H2ZM19 96H16V97H15V95H14V97H15L16 99H17V97L19 98ZM26 96H27V95H26ZM32 96H33V95H32ZM63 96H62V98H64ZM113 96H110V97L108 96V98H103V97H102V99H101L99 102H98V101L96 102V99H94V96H93V97H90V96L88 97V96H86V99L83 98V99H84V105H83V106H85L86 108L89 107V108H88L89 113H88L87 111H85L84 109H83L84 111H83V110L81 111L80 108H79L78 103H76V104H77V106H78V110H79V111L77 110V106L73 105V102H71L72 104L69 103L70 106H69L68 104H66L67 106L64 104V105L66 106V107L64 106L65 113H66V110H67L66 108L69 106V107H68V108H69V111H68V110H67V111L70 112L69 114H70L71 116L75 113L76 110L78 111V113H77V111H76V113H77V114H76V117H77L78 114L80 115L81 113H82L81 116H82V115H85V116H82L81 118H80V116H79V117H78V118H80L79 120H77L78 118H77V119L75 118V119H76V122L79 121V123L76 124V126H77L76 129L74 128V130L76 131V132L73 131L74 134L77 133L78 136H79V133H81V131H83L82 129H83L84 127H86V126H87L86 128L88 129V131H86V133H89L90 130H92L94 127H97V128H98L94 133H93V131H91V134H90V135L88 134L89 136L92 137V138H91V137H90V138H91L93 141H94V140H99V142H100V143H99V142L94 143V144L96 145V147L98 148L97 151L100 152V153H98V154L96 155L95 158L93 157V161H94V160H95V161H96V160L99 161V158H101V156L103 155V153H106V154H108V155L110 154V157H109V158H110V160H111L113 157H115V156L112 155V152H113V151H117V152L119 153V155L121 154L120 157H122V154H123V153H120V152H119V151H121V149H120V150H117V149H119L120 147H119V148H116V147H118V146H116V144L118 143L116 137H117L118 135L115 134V132H117V131L121 128V127H120L121 125H122V127H123V125H125L124 123L127 124V122H130L131 117H133L136 113L139 114V112H134L135 107H134V110H133V107H132V110H131V111H130V110H129V111L127 110V111H128V112H127V111H126L127 106H126V108H123V107H122V106L124 105V101H123V103H121V102L118 101L119 103H121V104H120V107H119V105L115 104V103H116V97H115V96L113 97ZM121 96L118 98V100H120V101H122V100H121ZM0 97H1V96H0ZM4 97H6V96H3V97H1V98H4ZM28 97H29V96H28ZM53 97L55 98L56 95L53 96ZM134 97H135V96H134ZM134 97H133V100L136 99V98L134 99ZM141 97H145V96L142 95ZM12 98H13V97H12ZM25 98H27V97H25ZM25 98H24V99H25ZM29 98H30V97H29ZM29 98H27V99H29ZM124 98H125V96H124ZM126 98H127V97H126ZM128 98H131V97L129 96ZM67 99L70 100L69 97H68ZM81 99H82V98H81ZM122 99H123V98H122ZM0 100H1V99H0ZM63 100H64V99H63ZM63 100H62V101H63ZM78 100H80V99L78 98ZM78 100H77V102H78ZM125 100H126V99H125ZM133 100H132V101H133ZM141 100H144V99L141 98ZM58 101H60V100H58ZM64 101H65V100H64ZM81 101H83V100H81ZM81 101H79V104H80ZM136 101H137V100H136ZM8 102H10V101H8ZM6 103H7V102H5V104H6ZM12 103H13V102H12ZM15 103H16V102H15ZM18 103H19V101H18ZM24 103H25V101H24ZM41 103H43V102H41ZM61 103H62V102H61ZM67 103H68V102H67ZM127 103H128V101H127ZM132 103H133V102H132ZM7 104H8V103H7ZM31 104H33V103H31ZM38 104H40V103H38ZM62 104H63V103H62ZM74 104H75V103H74ZM82 104H83V103H82ZM82 104H81V105H82ZM140 104H141V102H140ZM71 105H73L74 108L76 107L75 109H73V110H75V111H74L72 114H71V111H70V107H72ZM131 105H132V104H131ZM10 106H11V105H10ZM12 106H13V105H12ZM14 106H16V105H14ZM14 106H13V107H14ZM95 106H96V107H95ZM133 106H135L134 103H133ZM18 107H19V106H18ZM136 107H137V106H136ZM9 108H11V107H9ZM36 108H38V107H36ZM59 108H61V107H59ZM72 108H73V107H72ZM82 108H84V107H82ZM19 109H20V107H19ZM19 109H18V110H19ZM41 109H43V110L46 112V105L43 104V107H42ZM107 109H108V110H107ZM5 110L7 111V109H5ZM12 110H15V108H13ZM20 110L22 111V109H20ZM20 110H19V111H20ZM34 110H36V109L34 108ZM34 110H33V112H34ZM37 110L39 111V108H38ZM106 110H107V111H106ZM44 111H43V112H44ZM80 111H81V113H80ZM132 111H133V112H132ZM136 111H137V110H136ZM138 111H139V110H138ZM143 111H144V110H143ZM14 112H15V111H14ZM23 112H24V113H23ZM23 112H22L23 115L26 114V113H27V115H30V114H28V112L25 113L24 110H23ZM60 112H61V111H60ZM68 112L66 113L67 115H68ZM63 113H64V112H63ZM127 113H130V114H128L129 117L126 118V119H124V116H125V114H127ZM152 113H154V112H152ZM16 114H18V112H17ZM44 114H45V113H44ZM147 114H148V113L146 112V113H143V114H139V117H138V118L135 117V116H134V117L137 118L138 121H139V120H140V121H143V125H146V127H147V126H149V123H148V120H149L148 117H149V115H147ZM23 115H22V116H23ZM58 115H59V113H58ZM18 116H20V115H18ZM119 116H121V117L119 118ZM136 116H137V115H136ZM161 116H163V115H161ZM161 116H160V117H161ZM31 117L33 118V116H31ZM36 117H37V116H36ZM36 117H35V119L39 120L38 117H37V118H36ZM73 117H74V115H73ZM18 118H19V117H18ZM27 118H29V116H27ZM39 118H40V117H39ZM57 118H58V116H57ZM157 118H158V117H157ZM20 119H21V118H20ZM23 119H24V118H23ZM23 119H22V121H23ZM33 119H34V118H33ZM33 119H32V120H33ZM152 119H153V118H152ZM13 120H14V119H13ZM27 120H28V119H27ZM32 120H31V121L28 120V121H29V122H32V123H33V122L35 123V122L37 121V120H36V121H34V120L32 121ZM56 120H57V119H56ZM122 120H124V121H126V122H124V123H122V124H118V123H119L120 121H122ZM160 120H162V117L160 118ZM1 121H2V120H1ZM1 121H0V124H1V125L4 124V121H3V122H1ZM28 121H27V122H28ZM18 122H19V121H18ZM45 122H46V121H45ZM45 122L42 124V125H44V127H45ZM64 122H65V121H64ZM70 122H71V121H70ZM76 122H74V123H76ZM23 123H24V122H22V124H23ZM34 123H33V124H34ZM46 123H47V122H46ZM65 123H66V122H65ZM113 123H115V125H114ZM13 124H14V122H13ZM24 124H25V123H24ZM28 124H29V123H28ZM58 124H61V123H58ZM128 124H130V123H128ZM5 125H6V124H5ZM16 125H17V124H16ZM20 125H21V124H20ZM30 125H31V124H30ZM111 125H114V126H111ZM135 125H136V128H137V125H138V124H134L133 126H135ZM6 126H7V125H6ZM38 126H41L40 123H39ZM74 126H75V125H74ZM139 126H140V125H139ZM2 127H3V126H2ZM19 127H21V126H19ZM35 127H37V125H36ZM42 127H43V126H42ZM42 127H41V128H42ZM110 127H111L112 129L114 128V131H115L114 133L109 132V128H110ZM140 127H141V126H140ZM152 127H153V125H152ZM0 128H1V127H0ZM9 128H11V127L9 126ZM15 128H16V127H15ZM31 128H34V126L32 127V125H31ZM129 128H130V126H129ZM131 128H132V127H131ZM131 128H130V130H132ZM3 129H4V128H3ZM5 129H6V128H5ZM5 129L3 130V132L6 133V130H5ZM16 129H18V127H17ZM36 129H38V127H37ZM36 129H34V132H35ZM42 129H45V128H42ZM42 129H41L42 132L39 131V130H38V131L36 130L35 133H37V135H40V132L43 133V132H45V131L47 130V129H45V131H44V130H42ZM87 129H86V130H87ZM141 129H142V128H141ZM149 129H151V127H150ZM153 129H154V128H153ZM9 130H10V129H9ZM19 130H20V129H19ZM19 130L14 131V133H16V135H17V134L20 135L21 133L23 134V132H19ZM22 130H23V129H22ZM134 130H135V129H134ZM7 131H8V130H7ZM10 131H12V130H10ZM77 131H78V132H77ZM124 131H125V130H124ZM124 131H123V132H124ZM137 131H138V130H137ZM137 131H135V132H137ZM17 132H19V133H17ZM132 132H133V131H132ZM0 133H1V132H0ZM9 133H11V132H9ZM14 133H13V131H12V133H11L12 136L9 134L10 136H7V137H10V138H11V137H12V138L15 137L16 135L13 136ZM29 133H30V132H29ZM31 133H32V131H31ZM31 133H30V134H31ZM35 133H34V135H35ZM38 133H39V134H38ZM55 133H57V135H58V132H55ZM73 133H72V134H73ZM86 133H83V134L86 135ZM130 133H131V132H130ZM150 133H151V136H152L153 133H154V135L156 134L154 131H151ZM47 134H48V133H46V134L44 133V137H45V135H47ZM60 134H62V132H61ZM77 134H76V135H77ZM119 134H120V133H119ZM126 134H127V133L122 134V136H123V135L126 136ZM0 135H1V134H0ZM18 135H17V136H18ZM25 135L27 136V134H24V136H25ZM31 135H33V133H32ZM62 135H63V134H62ZM64 135H65V134H64ZM85 135H84V136H85ZM88 135H87V136H88ZM128 135H129V134H128ZM2 136H3V135H2ZM17 136H16V138H18L17 140L20 141V143L22 142V143L24 144V143L26 142L25 139H24L25 142L22 141L24 137H23V138L21 137V138H22V140H21V138H20L19 136H18V137H17ZM22 136H23V135H22ZM60 136H61V135H60ZM78 136H77V138L80 139ZM81 136H82V135H81ZM3 137H4V136H3ZM40 137H41V138H44L43 135L40 136ZM47 137H49V136L47 135ZM47 137H45V142H48V141H46V138H47ZM58 137H59V136H58ZM133 137H134V135H133ZM147 137L149 138V135H147ZM154 137H156V135H155ZM31 138H32V137H31ZM119 138H120V137H119ZM14 139H15V138H14ZM14 139H10L9 142L13 141ZM19 139H20V140H19ZM32 139H33V138H32ZM50 139H51V140L53 139V138L51 137V135H50ZM63 139H64V138H63ZM70 139H71L70 141H74V137H73V138H70ZM72 139H73V140H72ZM85 139H86V138H85ZM88 139H89V138H87L86 140H88ZM125 139H126V138H125ZM4 140L6 141L7 139H4ZM39 140H40V139H38V141H39ZM53 140H54V141L57 140L56 142H59V140L56 139V138L53 139ZM53 140H52V141H53ZM76 140H77V139H76ZM76 140H75V141H76ZM82 140H83V139H82ZM92 140H89V142H91ZM150 140H152V139H150ZM150 140H148V141H150ZM15 141H16V140H15ZM15 141H14V144H15V143H18V141H16V142H15ZM32 141H33V140H32ZM64 141H65V140H64ZM64 141H63V142H64ZM131 141H132V140H131ZM41 142H42V141H41ZM76 142H77V141H76ZM79 142H82V141H79V140H78V144H79ZM89 142H87V143L90 144ZM133 142H134V140H133ZM3 143H4V142H3ZM7 143H8V142H7ZM22 143H21V145H22ZM42 143H43V142H42ZM64 143H68V142L65 141ZM72 143H73V142H72ZM87 143H86V144H87ZM152 143H153V141H152ZM12 144H13V142H12ZM14 144H13V146H14ZM18 144H19V143H18ZM18 144H16V145H17V147L20 148L21 145L18 146ZM27 144H28V143H27ZM27 144H26V145H27ZM81 144H82V143H81ZM86 144H84V146H85ZM92 144H93V142L90 144V146H91ZM94 144H93V145H94ZM121 144H123L122 141H121ZM134 144H135V143H134ZM134 144H133V145L131 144L132 148L134 147ZM16 145H15V146H16ZM29 145H30V144H29ZM29 145H27V147H28ZM34 145H35V144H34ZM39 145H40V144H39ZM42 145H43V144H41L39 147H41ZM47 145H48V144H47ZM57 145H58V144H57ZM62 145H63V144H62ZM93 145H92V146H93ZM95 145H94V146H95ZM136 145H137V144H136ZM15 146H14V149H15ZM45 146H46V145H45ZM65 146H68V145H65ZM77 146H78V145H77ZM81 146H82V145H81ZM84 146H83V147H84ZM94 146H93V147H94ZM123 146H124V144H123ZM127 146H128V145H127ZM0 147H1V145H0ZM34 147H36V145H35ZM39 147H36V148L40 149ZM96 147H95V148H96ZM124 147H125V146H124ZM124 147H123L122 149H127L126 147H125V148H124ZM11 148H12V146H11ZM67 148H69V147H67ZM70 148H71V147H70ZM16 149H17V148H16ZM58 149H59V148H57V150H58ZM85 149H87V148L85 147ZM85 149H84V150H85ZM128 149H129V148H128ZM128 149H127V150H128ZM134 149H135V147H134ZM134 149H133V150H134ZM160 149H161V148H160ZM10 150H11V149H10ZM12 150H13V149H12ZM17 150L19 151V149H17ZM21 150H22V149H21ZM21 150H20V151H21ZM42 150H43V149H42ZM64 150H65V149H64ZM71 150H72V149H71ZM82 150H83V149H82ZM82 150L80 149V150H79V153H80V151H82ZM127 150H126V152H125L124 155H126V153L128 154V151H127ZM131 150H132V149H131ZM156 150H157V149H156ZM158 150H159V149H158ZM8 151H9V149H8ZM20 151H19V152H20ZM124 151H125V150H124ZM138 151H139V150H138ZM159 151H160V150H159ZM161 151H162V150H161ZM1 152H3V150H1ZM9 152H10V151H9ZM9 152H8V153H9ZM13 152H14V151H12L11 153H13ZM15 152H16V150H15ZM15 152H14V155H15ZM19 152H17V154H18ZM22 152H24V151H22ZM22 152H21V154H22ZM121 152H122V151H121ZM134 152H135V154H136V151H134ZM24 153H25V152H24ZM32 153H33V151H32ZM118 153H117V154H118ZM139 153H140V152H139ZM141 153H142V152H141ZM157 153H158V152H157ZM3 154H5V152H4ZM9 154H10V153H9ZM17 154H16V155H17ZM36 154H37V153H36ZM53 154H54V153H53ZM57 154H58V153H57ZM117 154H115V155H117ZM129 154H130V153H129ZM129 154H128V155H129ZM131 154H133V153L131 152ZM5 155H6V154H5ZM10 155H11V154H10ZM29 155H31V154H29ZM128 155H127L126 157H129V158H130L129 160H131V157H130L131 155H130V156H128ZM22 156H23V155H22ZM25 156H27L26 153H25ZM34 156H35V155H34ZM51 156H52V155H51ZM54 156H55V155H54ZM88 156H89V155H88ZM132 156H133V155H132ZM4 157H5V156H4ZM6 157H7V156H6ZM19 157H20V156H19ZM23 157H24V156H23ZM27 158H28V157H27ZM27 158H26V161H27ZM38 158H39V157H38ZM38 158H37V160H38ZM53 158H54V157H53ZM116 158H119V156L116 157ZM123 158H124V157H123ZM123 158H122V160H123ZM6 159H7V158H6ZM12 159H13V158H12ZM23 159H24V158H23ZM31 159H32V158H31ZM34 159H35V158H34ZM49 159H51V157H49ZM119 159H120V158H119ZM126 159H127V158H126ZM132 159H133V158H132ZM29 160H30V159H29ZM102 160H103V159H102ZM120 160H121V159H120ZM120 160H119V162H120ZM124 160H125V159H124ZM4 161H5V160H4ZM10 161L12 162L13 160H10ZM10 161H8V162L10 163ZM42 161H43V160H42ZM8 162H7V163H8ZM30 162H31V160H30ZM55 162H56V159H55ZM64 162H67L66 159H65ZM105 162H106V159H105L103 162H101V163L99 164V166L102 165L103 163L105 164ZM129 162H130V161H129ZM129 162H128V163H129ZM153 162H154V160H153ZM153 162H152V163H153ZM15 163H16V162H15ZM25 163H26V162H25ZM51 163H52V161H51ZM107 163H108V161L106 162V164H107ZM125 163H127V162H125ZM2 164H3V163H2ZM16 164H17V163H16ZM29 164H30V163H29ZM38 164H39V163H38ZM129 164H130V163H129ZM63 165H64V164H63ZM63 165H62V166H63ZM113 165H114V164H113ZM144 165H145V164H144ZM20 166H21V165H20ZM20 166H18V167H20ZM24 166H25V165H24ZM102 166H103V165H102ZM21 167H23V166H21ZM31 167H32V165H31ZM36 167H37V166H36ZM64 167H65V166H64ZM83 167H84V166H83ZM120 167H121V166H120ZM122 167H123V164H122ZM122 167H121V168H122ZM153 167H154V166H153ZM8 168H9V167H8ZM106 168H107V167H104L105 171H106ZM124 168H125L124 170H126V167H124ZM5 169H6V168H5ZM22 169H23L22 172L26 170V169L24 170V168H22ZM27 169H28V167H27ZM39 169H40V168H39ZM41 169H42V168H41ZM47 169H48V168H47ZM54 169H55V168H54ZM84 169H86V167H84ZM98 169H99V168H98ZM107 169H108V168H107ZM109 169H110V168H109ZM113 169H115L114 166L111 167V169H110V170H112L113 173H114V172H117V171H115L116 169H115L114 171H113ZM149 169H150V168H149ZM7 170H8V169H7ZM28 170H29V169H28ZM28 170H27V171H28ZM35 170H37V172H38V169H35ZM35 170H34V171H35ZM143 170H145V168H144ZM152 170H153V169H152ZM2 171H3V170H2ZM17 171H18V170H17ZM49 171H50V170H49ZM105 171H103L102 168H100V170H99L98 172H97V171H96V172H97L98 174L104 175V174H105ZM134 171H135V170H134ZM149 171H151V170H149ZM0 172H1V171H0ZM6 172H7V171H6ZM22 172H21V173H22ZM28 172H29V171H28ZM37 172L35 171L34 173L36 174ZM50 172H51V171H50ZM96 172H94V173H96ZM136 172H137V171H136ZM30 173H31V172H30ZM47 173H49L48 170H47ZM60 173H63V172H60ZM60 173H59V174H60ZM64 173H66V172H64ZM113 173H110L108 176L106 175L107 179H108V178L112 179V177H113V175H114ZM128 173H129V172H128ZM132 173H133V172H132ZM132 173H131V174H132ZM138 173H139V172H138ZM14 174H15V172H14ZM32 174H33V173H32ZM43 174H46V172H44ZM52 174H53V172H52ZM119 174H120V172H119ZM119 174H118V172L116 173L117 176H119ZM150 174H152V172H151ZM150 174H148V175H150ZM10 175H11V174H10ZM20 175H21V174H20ZM40 175H41V174H40ZM53 175H55V172H54ZM80 175H81V174H80ZM84 175H86V174H84ZM116 175H115V176H116ZM134 175H135V173H134ZM137 175H138V174H137ZM139 175H140V174H139ZM6 176H7V174H6ZM26 176H27V175H26ZM58 176H59V175H58ZM65 176H66V175H65ZM135 176H136V175H135ZM7 177H8V176H7ZM7 177H6V180H7ZM31 177H32V176H31ZM59 177H60V176H59ZM79 177H80V176H79ZM88 177H89V176H88ZM128 177H129V176H128ZM148 177H149V176H148ZM26 178H28V177H26ZM29 178H30V177H29ZM52 178H53V177L51 176V179H52ZM114 178H115V177H114ZM122 178H123V177H122ZM19 179H20V177H19ZM32 179H33V178H32ZM32 179H30V180H32ZM93 179H94V178H93ZM6 180H5V181H6ZM34 180H35V179H34ZM54 180H55V179H54ZM69 180H70V179H69ZM108 180H109V179H108ZM119 180H121V179H119ZM127 180H128V179H127ZM127 180H126V183H127V184L124 185V186L129 187V186H128L129 184H128V181H127ZM26 181H27V180H26ZM35 181L38 182L39 180L36 179ZM35 181H34V182H35ZM94 181H98V178L94 179ZM105 181H106V180H105ZM105 181H104V182H105ZM124 181H125V178H124ZM130 181H131V180H130ZM135 181H138V180H135ZM139 181H140V179H139ZM1 182H2V181H1ZM1 182H0V183H1ZM6 182H7V181H6ZM39 182H40V181H39ZM39 182H38V183H39ZM107 182H108V181H107ZM2 183H3V182H2ZM17 183H18V182H17ZM31 183H32V182H31ZM41 183L43 184V182H41ZM50 183H51V182H50ZM108 183H110V180H109ZM118 183H119V182H118ZM122 183H123V182H121V185H122ZM132 183H133V182L131 181L130 184H132ZM134 183H135V182H134ZM136 183H137V182H136ZM136 183H135V184H136ZM141 183H142V182H141ZM141 183H140V185H141ZM18 184H19V183H18ZM44 184H46V182H45ZM111 184H112V183H110V185H111ZM135 184H134V185H135ZM14 185H16V184H14ZM39 185H40V183H39ZM49 185H50V184H49ZM53 185H54V184H53ZM62 185L64 186V185H68V184H67V183H66V184L63 183ZM10 186H11V184H10ZM32 186H33V185H32ZM32 186H31V184L29 185L30 188H31ZM50 186H51V185H50ZM78 186H79V185H78ZM84 186H85V185H84ZM108 186H109V185H108ZM6 187H8V185H7ZM6 187H5V188H6ZM24 187H25V186H24ZM29 187H28V188H29ZM53 187H54V186H53ZM79 187H80V186H79ZM106 187H107V186H106V184H105V188H106ZM115 187H116V186H115ZM30 188H29L28 190H30ZM37 188H40V189L42 190V187H40V186H39V187L36 186V189H37ZM75 188H76V187H75ZM86 188H88V187H86ZM105 188L102 187L101 189L105 190ZM118 188H119V187H118ZM121 188H123V185H122ZM121 188L119 189L120 192H117L116 194L118 195V193H119L120 195L124 196V194L121 193ZM129 188H131V186H130ZM133 188H134V190H135V187H133ZM3 189H4V188H3ZM8 189H10V188H7V190L5 189V192L8 191ZM16 189H17V188H16ZM16 189L13 188V190H15V191H16ZM137 189H138V188H137ZM18 190H19V189H18ZM25 190H27V189H25ZM38 190H39V189H38ZM43 190H45V189L43 188ZM84 190H86V189L84 188ZM103 190H102V191H103ZM115 190H116V189H115ZM10 191H11V190H10ZM124 191H125V190H124ZM126 191H128V190H126ZM12 192H13V191H12ZM12 192H11V193H12ZM35 192H38V191L36 190ZM81 192H82V191H80V193H81ZM129 192H130V191H129ZM140 192H141V191H140ZM142 192H143V191H142ZM142 192H141V193H142ZM6 193H7V192H6ZM16 193H17V192H16ZM40 193H41V192H39V194H40ZM83 193H84V191H83ZM83 193H81V194H83ZM104 193L106 194V192H104ZM130 193H131V192H130ZM2 194H3V191H2ZM12 194H13V193H12ZM32 194H33V193H32ZM34 194H35V193H34ZM107 194H108V193H107ZM4 195H5V194H4ZM8 195H9V193H8ZM16 195H17V194H15V197H16ZM109 195H111V193H110ZM130 195H131V194H130ZM133 195H134V194H133ZM31 196H32V195H31ZM103 196H104V195H103ZM103 196H102V197H103ZM113 196H115V193H114V195H112V197H113ZM122 196H121V197H122ZM12 197H13V195H12ZM12 197H11V198H12ZM28 197H29V196H28ZM110 197H111V196H110ZM112 197H111V198H112ZM115 197H116V196H115ZM115 197H114V198H115ZM118 197H119V196H118ZM124 197H126V196H124ZM1 198H2V197H1ZM19 198H20V196L18 197V199H19ZM103 198H104V197H103ZM114 198H113V199H114ZM127 198H128V197H127ZM149 198H150V195H149ZM149 198H147V199H149ZM9 199H10V198H9ZM9 199H8V201H9ZM13 199L15 200V198H13ZM13 199H12V200H13ZM20 199H21V198H20ZM109 199H110V198H108V200H107V201H108V204H110V203H109ZM119 199L121 200V198H119ZM124 199H125V198H124ZM129 199H130V198H129ZM129 199H128V200H129ZM3 200H4V199H3ZM3 200H2V202H3ZM12 200H10V201H12ZM101 200H102V199H101ZM101 200H100V201H101ZM103 200L106 201L105 198H104ZM110 200H111V199H110ZM120 200H119V201H120ZM4 201H5V200H4ZM6 201H7V200H6ZM20 201H21V200H20ZM107 201H106V204H107ZM119 201L117 202L118 205H119ZM121 201H123V202H121V203H126V202H127V199H126V201L124 202V200H123V198H122ZM0 202H1V201H0ZM12 202H13V201H12ZM14 202H18V201H14ZM14 202L12 203L13 206H14V204H15ZM21 202L23 203V200H22ZM94 202H96V201H94ZM114 202H116V201H114ZM114 202H111V203H114ZM156 202H157V201H156ZM3 203H4V202H3ZM3 203H2V204H3ZM104 203H105V202H104ZM104 203H103V204H104ZM127 203H128V202H127ZM127 203H126V204H127ZM34 204L36 205V203H34ZM34 204H31V201L28 202V205H29L30 207L35 208V210H33V211H37V207H35ZM86 204H87V203H86ZM88 204H90V203H88ZM88 204H87V205H88ZM96 204H97V203H96ZM108 204H107V205H108ZM114 204H115V203H114ZM114 204H111V205H114ZM126 204H125V206H126ZM9 205H10V204H9ZM15 205H16V204H15ZM87 205H85V206H87ZM98 205H100V204L98 203ZM116 205H117V204H116ZM116 205H115V206H116ZM121 205H122V204H121ZM121 205H119V206H121ZM18 206H19V205H18ZM93 206H95V205H93ZM109 206H110V205H109ZM109 206H106V207H109ZM125 206H123V207L125 208ZM127 206H128V205H127ZM127 206H126V207H127ZM4 207H5V206H4ZM24 207H25V205H23L22 208H24ZM91 207H92L91 204H90V206L88 205L87 208H86V210H87V209L91 210ZM97 207H98V206H97ZM101 207H102V206H101ZM104 207H105V205H104ZM113 207H114V206H112V208H113ZM116 207H117V206H116ZM1 208H2V207H1ZM14 208H15V207H14ZM14 208H13V209H14ZM76 208H77V207H76ZM83 208H84V207H80V208L77 209V210H78V211H82V210H84ZM93 208H94V207H92V209H93ZM102 208H103V207H102ZM119 208H120V207H119ZM4 209H5V208H4ZM47 209L49 210V208H47ZM95 209H96V207H95ZM98 209H99V208H98ZM125 209H126V208H125ZM19 210H21V208H20ZM30 210H31V208H30ZM86 210H84V211H86ZM99 210H100V209H99ZM103 210H104V209H103ZM105 210H108V209H105ZM105 210H104V212H107V211H105ZM109 210H110V209H109ZM112 210H114V209H112ZM118 210H119V209H118ZM126 210H127V209H126ZM7 211H8V210H7ZM13 211H14V210H13ZM15 211H16V210H15ZM17 211H18V210H17ZM33 211H32V212H33ZM78 211H77V212H78ZM84 211H82V212L84 213ZM116 211H117V210H116ZM92 212H93V211H92ZM104 212H103V213H104ZM108 212H109V211H108ZM108 212H107V213H108ZM112 212H113V211H112ZM112 212H111V214H112ZM114 212H115V210H114ZM117 212H118V211H117ZM127 212H128V211H127ZM130 212H131V211H130ZM39 213H40V212H39ZM41 213H42V212H41ZM41 213H40V214H41ZM70 213H71V212H70ZM94 213H95V212H94ZM109 213H110V212H109ZM121 213H122V212H121ZM51 214H52V213H51ZM73 214H74V213H73ZM75 214H76V213H75ZM75 214H74V215H75ZM91 214H92V213H91ZM125 214H126V213H125ZM15 215H16V213H15ZM17 215H18V212H17ZM28 215H29V214H28ZM42 215H43V213H42ZM53 215H54V214H53ZM68 215H69V214H68ZM71 215H72V214H71ZM76 215L78 216V215H80V214H76ZM82 215H85V213L82 214ZM88 215L91 216L90 214H87L86 216L88 217ZM126 215H127V214H126ZM7 216H8V214H7ZM47 216H48V215H47ZM65 216L67 217V214H66ZM92 216H93V215H92ZM94 216H95V215H94ZM97 216H98V215H97ZM97 216L94 217V218L96 219ZM105 216H106V215H105ZM105 216H104V217H105ZM109 216H110V215H109ZM115 216H116V215H115ZM124 216H125V215H124ZM44 217H45V216H44ZM79 217H80V216H79ZM84 217H85V216H84ZM98 217H99V216H98ZM107 217H108V216H107ZM125 217H126V216H125ZM131 217H132V216H131ZM8 218H9V217H8ZM38 218H39V216H38ZM38 218H37V219H38ZM54 218H55V217H54ZM68 218H69V216H68ZM68 218H67V220H69ZM70 218H71V217H70ZM94 218H93V219H94ZM101 218H103L102 215H101V217H100V220H102ZM112 218H113V217H112ZM112 218H111V219H112ZM114 218H115V217H114ZM119 218H120V217H119ZM119 218H118V219H119ZM121 218H122V217H121ZM127 218H128V217H127ZM133 218H134V217H133ZM9 219H10V218H9ZM32 219H33V218H31V220H32ZM45 219H46V218H45ZM72 219H73V216H72ZM76 219H77V218H76ZM76 219H75V220H76ZM86 219H87V218H86ZM88 219H89V218H88ZM104 219H105V218H103V220H104ZM106 219H107V218H106ZM123 219H124V218H123ZM134 219L136 220V218H134ZM38 220H39V219H38ZM52 220H54V219L51 218V221H52ZM67 220H66V221H67ZM73 220H74V219H73ZM77 220H78V219H77ZM77 220H76V222H77ZM80 220H81V219H80ZM98 220H99V219H98ZM98 220H96L97 222L94 221V220H91V221H92V222L94 221V222L96 223V225H97ZM113 220H114V219H113ZM115 220H116V219H115ZM115 220H114V222H115ZM132 220H133V219H132ZM16 221H17V220H16ZM19 221H20V219H19ZM35 221H36V220H35ZM47 221H48V223H50V221H49L48 219H47ZM54 221H55V220H54ZM87 221H88V220H87ZM109 221H110V220H109ZM119 221H120V220H119ZM122 221H123V220L121 219V222H122ZM124 221H125V220H124ZM136 221H137V220H136ZM139 221H141V219H140ZM139 221H137V222L140 223ZM29 222L31 223V221H29ZM39 222H41V220H40ZM44 222H45V221H44ZM44 222H43V224H44ZM52 222H53V221H52ZM74 222H75V221H74ZM74 222H71V221L69 222V221H67L66 223L68 224V223H74ZM80 222H81V221H80ZM80 222H79V223H80ZM82 222H83V221H82ZM89 222H90V221H89ZM89 222H88V223H89ZM100 222H103V221H100ZM126 222H129V223H130L131 220H130V221L126 220ZM7 223H8V221H7ZM10 223H11V222H10ZM90 223H91V222H90ZM138 223H137V224H138ZM148 223H149V221H148ZM11 224H12V223H11ZM24 224H25V223H24ZM37 224H38V222H37ZM41 224H42V223H41ZM41 224H40V225H41ZM45 224H46V222H45ZM67 224H66V226H67ZM74 224H75V223H74ZM83 224H84V223H83ZM83 224L81 223V225H83ZM93 224H94V223H92V224H91L92 227H90L92 230L95 229V227H93ZM100 224H101V223H100ZM110 224H111V222H110ZM126 224H127V223H126ZM133 224H134V223H133ZM135 224H136V223H135ZM149 224H150V223H149ZM8 225H9V223H8ZM21 225H22V224H21ZM27 225H28V224H27ZM63 225L65 226L64 223H63ZM76 225H77V224H76ZM76 225H75V226H76ZM81 225H80L79 227H81ZM89 225H90V224H89ZM91 225H90V226H91ZM107 225H108V224H107ZM107 225H105L106 228H107ZM141 225H142V224H141ZM143 225H144V223H143ZM4 226H5V225H4ZM4 226H3V227H4ZM19 226H20V223H19ZM52 226H54V224H53V225L51 224V227H52ZM85 226H86V225H85ZM94 226H95V225H94ZM102 226H103V224H102L100 227H102ZM105 226H103V227L105 228ZM114 226H115V225H114ZM114 226H113V227H114ZM122 226H124V225H122ZM126 226H127V225H126ZM145 226H146V225H145ZM145 226H140V225H139L138 228H137V227H136V228H137V230L139 229L140 231L142 230V232H143V231H144L143 229L145 228ZM150 226H151V225H150ZM11 227H12V226H11ZM30 227H31V226H30ZM39 227H40V226H39ZM41 227H42V226H41ZM41 227H40V228H41ZM47 227H48V226H46V228H47ZM69 227H71V226L69 225ZM73 227H74V226H73ZM77 227H78V225H77ZM86 227H88V226H86ZM100 227H99V223H98V227H97V229H99ZM103 227H102V228H103ZM113 227H112V228H113ZM124 227H125V226H124ZM48 228H49V227H48ZM82 228H84V227H82ZM36 229H38V228H36ZM41 229H42V228H41ZM49 229H50V228H49ZM100 229H101V228H100ZM145 229H146V228H145ZM148 229H149V228H148ZM75 230H77V229L75 228ZM86 230H87V228H86ZM88 230H89V229H88ZM88 230H87V231H88ZM102 230L105 231L104 229H101L100 232H102ZM134 230H135V229H134ZM94 231H96V230H94ZM97 231H98V230H97ZM147 231H148V230H147ZM25 232H26V231H25ZM98 232H99V231H98ZM100 232H99V234H100ZM134 232H135V231H134ZM5 233H6V231H5ZM81 233H82V232H81ZM81 233H80V234H81ZM96 233H97V232H96ZM102 233H103V232H102ZM102 233H101V235H100V238H101L102 235H106V234H102ZM0 234H1V233H0ZM14 234H15V233H14ZM80 234H79V235H80ZM82 234H83V236L85 237V233H82ZM147 234H148V233H147ZM147 234H146V235H147ZM10 235H12V234H10ZM129 235H130V234H129ZM141 235L144 237V234H141ZM13 236H14V235H13ZM13 236H12V237H13ZM18 236H19V235H18ZM130 236H131V235H130ZM139 236H140V235H139ZM12 237H11V238H12ZM22 237H23V236H22ZM105 237H106V236H105ZM148 237L150 238V240H152L151 238H153V236H151V235L148 236ZM13 238H14V237H13ZM19 238H21V237L19 236ZM109 238H110V237H108V239H109ZM138 238L141 239V236L138 237ZM83 239H84V238H83ZM97 239H98V238H97ZM108 239H107V240H108ZM110 239H111V238H110ZM110 239H109V241H110ZM146 239H147V238H146ZM9 240H10V239H9ZM76 240H77V239H76ZM153 240H154V239H153ZM153 240H152V242H153ZM111 241H112V240H111ZM145 241H146V240H145ZM146 244H147V243H146ZM146 244H145V245H146ZM147 245H148V244H147ZM132 248H133V247H132Z\"/></svg>", "mask_w": 264, "mask_h": 264}]
</instances>
